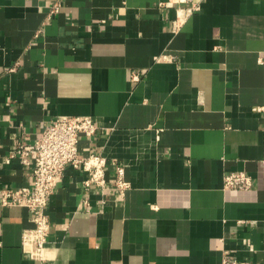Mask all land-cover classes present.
<instances>
[{"label": "crops", "instance_id": "0c3cea01", "mask_svg": "<svg viewBox=\"0 0 264 264\" xmlns=\"http://www.w3.org/2000/svg\"><path fill=\"white\" fill-rule=\"evenodd\" d=\"M58 115L94 118L78 152L106 183L66 167L43 262L0 203V264H264V0H0V190L30 182L15 147Z\"/></svg>", "mask_w": 264, "mask_h": 264}, {"label": "built area", "instance_id": "2783aa9c", "mask_svg": "<svg viewBox=\"0 0 264 264\" xmlns=\"http://www.w3.org/2000/svg\"><path fill=\"white\" fill-rule=\"evenodd\" d=\"M167 2L165 4H170ZM53 5L49 12L56 11ZM196 8L195 4L182 8L178 17L174 19V27H178L186 17ZM98 125L89 115H58L49 119L43 125L34 143L20 141L14 150L19 162L30 166L31 180L19 187H6L0 190L2 205H19L25 207L31 216L33 225L22 230L21 248L30 258L43 262L45 248L50 234V219L47 205L59 179L66 167L72 165L81 167L87 172L84 183L103 186L106 183V158L101 154L89 153L81 155L78 152L80 136L91 137L96 133ZM114 186L123 193L130 183L125 178V168L116 163ZM252 177L244 171H225L223 173V187L233 189H249ZM246 261H223L222 264H246Z\"/></svg>", "mask_w": 264, "mask_h": 264}]
</instances>
